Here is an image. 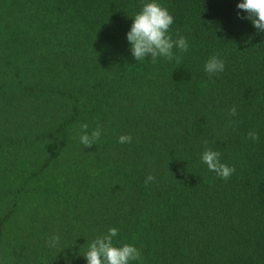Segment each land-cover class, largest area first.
Segmentation results:
<instances>
[{"label":"trees","instance_id":"trees-1","mask_svg":"<svg viewBox=\"0 0 264 264\" xmlns=\"http://www.w3.org/2000/svg\"><path fill=\"white\" fill-rule=\"evenodd\" d=\"M147 2L0 0V264H87L111 227L142 264H264V31L241 0H155L189 47L138 62L127 32Z\"/></svg>","mask_w":264,"mask_h":264},{"label":"clouds","instance_id":"clouds-1","mask_svg":"<svg viewBox=\"0 0 264 264\" xmlns=\"http://www.w3.org/2000/svg\"><path fill=\"white\" fill-rule=\"evenodd\" d=\"M237 8L247 13L246 17H241L242 19H250L258 31H264V0H241L237 4ZM173 23L174 17L155 0L144 3L141 11L134 15L130 30L127 32V41L134 59L139 62L151 58V61L155 63L157 58L163 57L168 61L175 59L179 64L181 57L174 55L173 48L179 49L180 52H186L189 45L183 36L173 40L169 34ZM224 67L225 62L217 55H213L205 62L204 70L211 78V76L223 72ZM229 115H237L235 107L231 109ZM80 129V143L87 147L96 145L101 136L100 126L97 125L94 130L89 132L88 124L83 123L80 125ZM248 135L253 141L259 139L255 132H249ZM131 141L130 135H121L118 138V142L121 144L131 143ZM206 143L207 141H205ZM201 160L209 171L214 172L223 180L229 179L235 171L234 167L222 163L220 153L211 148H206L203 151ZM154 179L155 177L150 174L146 177L145 183ZM117 235L118 229L111 227L106 233L93 239L83 255L87 264H132L133 261L142 264V255L137 247L127 243L121 246L114 245L113 238ZM59 240V235H53L46 243L50 248H55L58 246Z\"/></svg>","mask_w":264,"mask_h":264}]
</instances>
